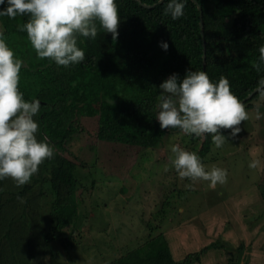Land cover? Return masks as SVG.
I'll return each instance as SVG.
<instances>
[{"label": "trees", "instance_id": "1", "mask_svg": "<svg viewBox=\"0 0 264 264\" xmlns=\"http://www.w3.org/2000/svg\"><path fill=\"white\" fill-rule=\"evenodd\" d=\"M116 3L117 39L97 22L95 39L81 36L77 41L84 61L67 68L37 58L18 27L27 16H0L3 38L23 61L19 90L26 100L41 102L34 117L39 121L37 137L54 148L53 157L23 186L11 178L0 180V264H33L37 257L52 254L51 243L70 225L60 213L77 200L79 167L87 163V154L79 149V157L75 151L81 118H97L95 134L102 142L154 149L167 134L155 118L159 84L174 72L182 78L186 69L204 71L213 82L225 77L240 101L254 92L243 103L247 108H255L254 101L262 98L255 89L264 71L257 72L252 63L264 44V0H188L184 15L176 20L164 14L167 0ZM160 41L168 43L166 51ZM183 149L194 152L196 146ZM183 203L175 200L170 206L178 210ZM44 207L48 211L40 214ZM212 249L218 248L210 244L176 259L161 234L109 264H196Z\"/></svg>", "mask_w": 264, "mask_h": 264}, {"label": "rangeland", "instance_id": "2", "mask_svg": "<svg viewBox=\"0 0 264 264\" xmlns=\"http://www.w3.org/2000/svg\"><path fill=\"white\" fill-rule=\"evenodd\" d=\"M263 102L245 107L248 119L239 125L237 138L220 148L212 134L195 137L176 129H166L154 149L102 142L95 134L97 118H81L75 151L80 157L83 150L87 163L79 167L77 200L60 213L71 223L51 243L52 254L33 264H109L161 234L176 259L213 244L218 249L203 255L204 264H264ZM189 143L206 169L227 170L224 183L210 187L208 181L178 177L170 146ZM253 160L256 167L250 168ZM175 200L184 201L178 210L170 206ZM43 228L50 230L47 224Z\"/></svg>", "mask_w": 264, "mask_h": 264}, {"label": "clouds", "instance_id": "3", "mask_svg": "<svg viewBox=\"0 0 264 264\" xmlns=\"http://www.w3.org/2000/svg\"><path fill=\"white\" fill-rule=\"evenodd\" d=\"M188 0H167L164 14L176 20L184 15ZM0 16H27L19 30L37 58H48L65 68L85 59L78 38L95 39L99 29L111 33L116 40L120 22L116 0H0ZM99 24V29L98 25ZM167 50L168 43L160 41ZM252 67L264 71V44L258 49ZM23 61L14 55L0 32V180L11 178L17 186L28 183L45 159H51L54 148L46 139H38L39 99L26 100L19 90ZM156 120L161 129H179L185 134L204 137L212 134L216 148L236 139L242 121L248 119L245 105L230 90L229 81L221 77L210 80L204 71L186 69L184 76L172 73L159 84ZM264 98V77L256 89ZM225 130H230L225 132ZM171 165L180 179L204 180L210 187L227 180V170L213 166L206 169L196 152L179 145L170 146ZM255 160L249 167H256ZM191 187V185H186Z\"/></svg>", "mask_w": 264, "mask_h": 264}, {"label": "water", "instance_id": "4", "mask_svg": "<svg viewBox=\"0 0 264 264\" xmlns=\"http://www.w3.org/2000/svg\"><path fill=\"white\" fill-rule=\"evenodd\" d=\"M195 1V0H194ZM199 9L201 10V6H199ZM201 32L202 34L204 33V23L201 21ZM205 45V43H204ZM254 94V92L252 94H250L245 100L241 101L242 103H245L247 99H250L252 97V95Z\"/></svg>", "mask_w": 264, "mask_h": 264}, {"label": "crops", "instance_id": "5", "mask_svg": "<svg viewBox=\"0 0 264 264\" xmlns=\"http://www.w3.org/2000/svg\"><path fill=\"white\" fill-rule=\"evenodd\" d=\"M208 252H211V250L210 251H208ZM205 258H204V256L202 257V260H201V262H200V264H204L205 262ZM203 262V263H202Z\"/></svg>", "mask_w": 264, "mask_h": 264}]
</instances>
